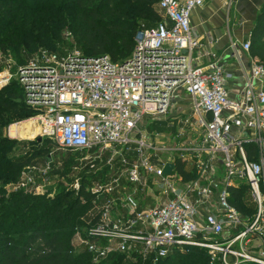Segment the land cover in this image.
Returning <instances> with one entry per match:
<instances>
[{"label": "built area", "instance_id": "1", "mask_svg": "<svg viewBox=\"0 0 264 264\" xmlns=\"http://www.w3.org/2000/svg\"><path fill=\"white\" fill-rule=\"evenodd\" d=\"M205 2L158 0L159 19L138 28L122 61L73 49L14 63L0 50V89L21 88L37 134L106 170L92 190L97 210L72 236L94 263L159 264L198 248L208 264H264V65L249 56L248 40L229 43L249 56L245 68L236 54V72L203 41L190 14ZM149 121L169 131L147 133ZM50 163L23 171L15 188L38 192L30 173Z\"/></svg>", "mask_w": 264, "mask_h": 264}, {"label": "trees", "instance_id": "2", "mask_svg": "<svg viewBox=\"0 0 264 264\" xmlns=\"http://www.w3.org/2000/svg\"><path fill=\"white\" fill-rule=\"evenodd\" d=\"M157 1L0 0V50L6 54L9 49L22 63L38 48L55 50L68 30L83 54L107 55L112 61H122L132 51L141 21L159 19ZM248 42L249 54L264 65V9L257 16ZM22 110L34 115L24 103L21 88L13 82L1 88L0 127L9 119H20L17 113ZM13 146V140L0 136V171H10L15 177L24 162L6 158ZM248 152L249 156L253 154L252 150ZM184 168L182 162L175 163L177 172L185 176ZM84 181H80L73 198L64 192L53 198L16 192L6 198L0 204V264H123L122 256L94 263L84 249H74V229L84 223L83 216L94 198L85 190L90 182ZM159 264L208 263L205 250L193 248L188 253L174 251Z\"/></svg>", "mask_w": 264, "mask_h": 264}, {"label": "rangeland", "instance_id": "3", "mask_svg": "<svg viewBox=\"0 0 264 264\" xmlns=\"http://www.w3.org/2000/svg\"><path fill=\"white\" fill-rule=\"evenodd\" d=\"M156 20H145L141 21L140 27H148L151 26ZM139 27V28H140ZM67 31V32H66ZM63 33L62 40L59 41L55 50L51 49V53L63 54L66 51H71L73 49H79V47L75 44V37L71 31L66 30ZM134 38V37H133ZM45 49L38 48L34 53L24 58L28 60L32 57H35L40 54V52ZM7 55L11 57V60L14 63H17L14 54L7 49ZM24 56V55H23ZM184 99V97H183ZM187 100V98H186ZM18 118H12L7 120L4 126L0 127V136H6L7 138L14 141V146L11 148L10 152L7 153L6 158L11 162H24L23 165L19 168L18 175L12 177L11 172L6 171L3 173V170L0 171V204L5 202L4 200L8 198L10 195L16 192H22L26 194L33 195H41L47 198H53L59 192H64L71 194V198L75 197L76 192L79 188V183L81 180H85L84 182H90V186H86L85 190L93 193L92 190L97 188L98 185L103 183L100 175H102L106 170L102 172H96L95 167H91L90 165H83V161L81 160V154H73L69 150L60 149L54 145V143L43 137H40L38 132V125L34 122V125L37 126L36 130L29 135L26 136H14L11 133V126L14 124H18V122H24L29 120L32 116L28 115L26 110L19 111L17 113ZM13 123V124H12ZM11 124V125H10ZM10 125V126H9ZM9 126V135L7 133V129ZM144 130L147 133H155L162 131H169V128L166 126L165 122H153L149 121L145 126ZM12 136V137H11ZM133 147V146H131ZM132 152H125L124 157L126 159L133 158V155L130 154ZM72 156V159L69 158ZM49 157V159L47 158ZM46 161H50V170L45 174H32V180L37 187L38 192H35L31 189V186H24L18 189L15 188V185L22 177L23 171H26L29 167H44ZM65 164L67 166L65 167ZM115 166L123 168V164L120 161L115 162ZM64 170V172H63ZM26 173V172H25ZM103 197V196H102ZM139 194L136 193L134 198H138ZM98 197L94 193V198L92 200V207L83 217L85 218L84 223L81 225L83 228L89 220L88 213L95 212L98 208V202L95 203V200ZM101 197L99 196V199ZM150 200L151 198L148 197ZM147 196L146 200L148 201ZM145 200V202H146ZM117 216H123L121 209L116 210ZM75 251L83 250L81 246L75 245L71 240Z\"/></svg>", "mask_w": 264, "mask_h": 264}, {"label": "crops", "instance_id": "4", "mask_svg": "<svg viewBox=\"0 0 264 264\" xmlns=\"http://www.w3.org/2000/svg\"><path fill=\"white\" fill-rule=\"evenodd\" d=\"M262 9H264V0H206L201 7L192 10L190 26L198 35L203 36L204 42L210 37L212 50L236 72V54L245 68L251 55L248 56V53L240 48L234 52L229 43L234 41L241 44L248 40L250 31ZM251 58L257 59L254 56ZM241 85L236 75L232 86L239 88ZM148 197L151 198L150 195H147V199ZM151 201L148 199L142 205H149Z\"/></svg>", "mask_w": 264, "mask_h": 264}, {"label": "bare ground", "instance_id": "5", "mask_svg": "<svg viewBox=\"0 0 264 264\" xmlns=\"http://www.w3.org/2000/svg\"><path fill=\"white\" fill-rule=\"evenodd\" d=\"M36 127L37 126L34 125L33 119H29L12 125L10 130L14 136H26L32 134L36 130Z\"/></svg>", "mask_w": 264, "mask_h": 264}, {"label": "water", "instance_id": "6", "mask_svg": "<svg viewBox=\"0 0 264 264\" xmlns=\"http://www.w3.org/2000/svg\"><path fill=\"white\" fill-rule=\"evenodd\" d=\"M49 159V157H47ZM172 169V164L171 163H166L163 167V173L164 174H169Z\"/></svg>", "mask_w": 264, "mask_h": 264}]
</instances>
